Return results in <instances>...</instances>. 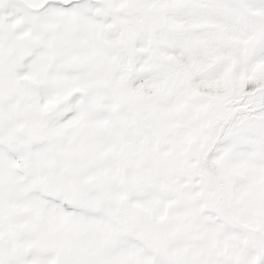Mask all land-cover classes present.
Returning a JSON list of instances; mask_svg holds the SVG:
<instances>
[{
	"label": "snow or ice",
	"instance_id": "snow-or-ice-1",
	"mask_svg": "<svg viewBox=\"0 0 264 264\" xmlns=\"http://www.w3.org/2000/svg\"><path fill=\"white\" fill-rule=\"evenodd\" d=\"M0 264H264V0H0Z\"/></svg>",
	"mask_w": 264,
	"mask_h": 264
}]
</instances>
